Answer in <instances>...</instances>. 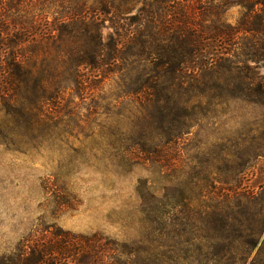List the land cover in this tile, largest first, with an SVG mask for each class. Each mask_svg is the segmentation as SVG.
Listing matches in <instances>:
<instances>
[{
	"label": "trees",
	"instance_id": "16d2710c",
	"mask_svg": "<svg viewBox=\"0 0 264 264\" xmlns=\"http://www.w3.org/2000/svg\"><path fill=\"white\" fill-rule=\"evenodd\" d=\"M50 10L66 20L49 25ZM106 22L115 32L104 37ZM87 69L92 78L124 71L121 97L137 102L128 119L136 121L141 153L165 162L186 124L210 109L264 110V0H0L3 137L42 139L51 107L68 110L73 94L87 93ZM262 122L241 157L264 158ZM259 188L210 190L198 179L181 187L177 202L147 213L156 216L149 231L157 239L146 238L145 247L125 252L99 235L64 233L0 264H130L122 257L133 252L144 264H264V181Z\"/></svg>",
	"mask_w": 264,
	"mask_h": 264
},
{
	"label": "rangeland",
	"instance_id": "374dc122",
	"mask_svg": "<svg viewBox=\"0 0 264 264\" xmlns=\"http://www.w3.org/2000/svg\"><path fill=\"white\" fill-rule=\"evenodd\" d=\"M55 18L66 20L63 13L50 10L49 25ZM105 27L104 37L115 32L110 22ZM125 33L126 27L120 40L125 41ZM89 71H84L89 94H73L68 110L51 107L42 139H6L0 113V260L26 256L36 241L47 245L64 233L99 235L125 252L145 247L146 238L157 239L149 231L156 227L151 223L156 216L147 213L163 200L177 202L181 187L189 189L198 179H205L210 190L260 191L264 158L238 154L253 147L249 131L259 130L263 109L241 103L210 109L186 124L165 162L149 161L134 135L136 121L128 119L137 102L121 97L124 71L97 72L98 78L89 77ZM229 153L236 157L229 158ZM132 255L122 257V263L144 264L141 255Z\"/></svg>",
	"mask_w": 264,
	"mask_h": 264
}]
</instances>
